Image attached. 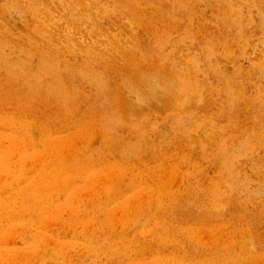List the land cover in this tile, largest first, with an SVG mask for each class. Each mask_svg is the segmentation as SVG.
<instances>
[{"label":"rangeland","instance_id":"rangeland-1","mask_svg":"<svg viewBox=\"0 0 264 264\" xmlns=\"http://www.w3.org/2000/svg\"><path fill=\"white\" fill-rule=\"evenodd\" d=\"M0 264H264V0H0Z\"/></svg>","mask_w":264,"mask_h":264}]
</instances>
